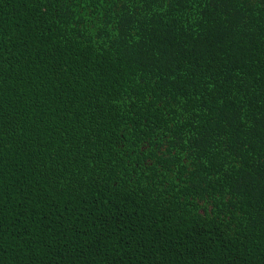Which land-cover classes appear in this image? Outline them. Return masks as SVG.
I'll return each instance as SVG.
<instances>
[{
  "label": "trees",
  "instance_id": "16d2710c",
  "mask_svg": "<svg viewBox=\"0 0 264 264\" xmlns=\"http://www.w3.org/2000/svg\"><path fill=\"white\" fill-rule=\"evenodd\" d=\"M0 264H264V0H0Z\"/></svg>",
  "mask_w": 264,
  "mask_h": 264
}]
</instances>
